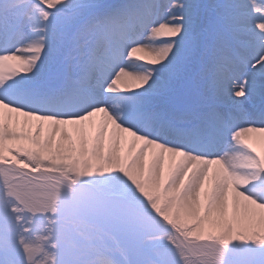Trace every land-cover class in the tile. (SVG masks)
<instances>
[{
    "label": "snow or ice",
    "instance_id": "6c2138e0",
    "mask_svg": "<svg viewBox=\"0 0 264 264\" xmlns=\"http://www.w3.org/2000/svg\"><path fill=\"white\" fill-rule=\"evenodd\" d=\"M0 264H264V0H0Z\"/></svg>",
    "mask_w": 264,
    "mask_h": 264
}]
</instances>
